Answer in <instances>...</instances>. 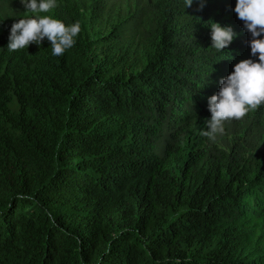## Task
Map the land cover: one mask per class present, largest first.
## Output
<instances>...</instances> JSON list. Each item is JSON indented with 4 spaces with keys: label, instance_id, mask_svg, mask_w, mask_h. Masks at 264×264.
I'll return each instance as SVG.
<instances>
[{
    "label": "trees",
    "instance_id": "obj_1",
    "mask_svg": "<svg viewBox=\"0 0 264 264\" xmlns=\"http://www.w3.org/2000/svg\"><path fill=\"white\" fill-rule=\"evenodd\" d=\"M144 1L152 53L121 72L81 32L59 57L9 51L25 8L0 0V264H264V106L201 134L257 59L236 0ZM208 21L238 33L223 52Z\"/></svg>",
    "mask_w": 264,
    "mask_h": 264
},
{
    "label": "clouds",
    "instance_id": "obj_2",
    "mask_svg": "<svg viewBox=\"0 0 264 264\" xmlns=\"http://www.w3.org/2000/svg\"><path fill=\"white\" fill-rule=\"evenodd\" d=\"M204 2L197 0L200 8ZM21 3L26 14L32 15H26L11 25L7 44L9 51L25 50L31 44L39 47L45 38L50 42L54 56H62L74 47L75 38L81 32L79 22L66 25L59 19L40 15L54 10L58 6L57 0H21ZM184 4L185 8L191 7L193 0H184ZM233 11L250 34L251 56L257 59H242L234 64L233 71L220 80L218 92L208 98L211 118L206 120L207 131L201 134L210 139L224 133L225 122L240 121L250 111L264 106V0H236ZM207 26L211 30V48L218 52L227 49L238 35L231 26H221L212 21H208ZM31 198L24 194L16 196V199Z\"/></svg>",
    "mask_w": 264,
    "mask_h": 264
},
{
    "label": "rangeland",
    "instance_id": "obj_3",
    "mask_svg": "<svg viewBox=\"0 0 264 264\" xmlns=\"http://www.w3.org/2000/svg\"><path fill=\"white\" fill-rule=\"evenodd\" d=\"M57 5L40 15L79 22L88 52L99 61L109 57L121 72L138 71L152 53V14L144 0H57ZM26 15L32 14L20 18Z\"/></svg>",
    "mask_w": 264,
    "mask_h": 264
}]
</instances>
